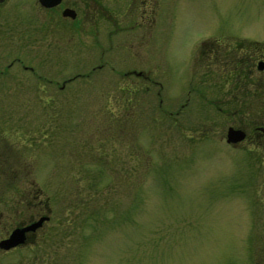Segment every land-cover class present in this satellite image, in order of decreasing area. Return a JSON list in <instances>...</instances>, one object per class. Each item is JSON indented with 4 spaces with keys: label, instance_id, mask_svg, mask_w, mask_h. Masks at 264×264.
I'll return each mask as SVG.
<instances>
[{
    "label": "rangeland",
    "instance_id": "rangeland-1",
    "mask_svg": "<svg viewBox=\"0 0 264 264\" xmlns=\"http://www.w3.org/2000/svg\"><path fill=\"white\" fill-rule=\"evenodd\" d=\"M152 2L150 37L130 28L143 0H68L75 20L37 0L0 5L2 65L21 57L39 76L16 64L0 77V157L20 161L0 178V239L31 196L51 207L0 264H264V145L226 142L230 126L256 139L264 79L219 81L177 60L227 28L264 50V0ZM143 46L153 81L124 74Z\"/></svg>",
    "mask_w": 264,
    "mask_h": 264
},
{
    "label": "flooded vegetation",
    "instance_id": "flooded-vegetation-1",
    "mask_svg": "<svg viewBox=\"0 0 264 264\" xmlns=\"http://www.w3.org/2000/svg\"><path fill=\"white\" fill-rule=\"evenodd\" d=\"M6 0H0V5ZM68 0H61L58 4L55 5H45L40 0H37L38 6L42 11L48 13H55L61 14L63 18H69L70 20H75L77 18L78 11L72 8L68 3ZM131 4V3H130ZM155 4V3H154ZM153 2L152 0H143V12L140 14V19L138 24L136 22L129 23L130 28L133 29L136 26L140 28V30L147 31L144 36L148 35L150 37L152 29H155L156 20H153L152 10L153 9ZM37 5V4H36ZM137 4L134 2L133 10L135 11ZM130 8V7H129ZM149 8V9H148ZM66 9H70L75 11V17L71 18L70 16H64L63 11ZM50 24L54 25V18L49 19ZM154 23V25L152 24ZM167 27L165 25L163 30V36L161 38V45L162 53H160L161 60L164 61L167 59L168 55V44H166L167 40ZM161 32V28H160ZM165 34V35H164ZM148 37V39H149ZM233 42H231L232 40ZM2 44H0L1 47ZM143 45H146L144 42ZM166 46V51H165ZM173 46V45H172ZM171 46V48H172ZM145 47V46H143ZM3 52L0 54H5V48L0 49ZM185 51H182L181 57L179 56L177 60L188 66V69L192 67L194 70L195 66H198L202 69L200 72V76H208L217 78V80H241L240 77L243 76H250L251 78H255L259 81V77L264 79V50L259 47V41L248 40L244 38L237 39L236 37H232L230 29L227 28L222 32L216 33V35H210L201 39H197L196 41L188 44L185 46ZM260 50V52H259ZM130 54L134 57H137V53L133 50L130 51ZM142 58L145 62H137L132 58V62L130 66H133L124 74L125 76L133 75L136 78H140L145 81H153L155 80L151 73V68H146L152 63L151 58V48L145 47L144 51H142ZM5 56V55H4ZM3 56V57H4ZM0 58V77H4L7 71L11 70L16 64L22 66V70L29 71L32 75L39 77L35 72V69L31 66H27L23 64V60L21 57H17L16 60H12L10 63L2 65V59ZM161 63V61H160ZM144 65V67H143ZM166 65V62H165ZM102 68V64H99V68ZM36 74V75H35ZM193 74V73H192ZM194 75V74H193ZM255 76V77H254ZM38 79V78H37ZM72 78L67 79L62 84V88L65 87L66 82H70ZM184 107V104L182 105ZM223 109L219 106V110ZM231 127V126H230ZM235 129L243 130L245 136L242 140L233 143L232 145H240L244 142H248L249 144H253L255 141L259 145H264V125L259 126V128L255 129L256 139L250 136L249 132L245 127L234 126ZM10 161L12 164L20 163L18 157H0V178H8V175L11 177L17 178V171L11 169L10 172L7 171V163ZM27 203L28 208L31 209L32 212H29L27 215H23L16 221V224L12 227L9 232H6L2 238H7L13 229L17 227H26L33 222L38 221L40 218L42 219L41 224L34 230V231H27L25 233V244L28 242L34 241L37 233L43 229L44 225L50 220L51 218V207H50V200L43 201L42 199H38V195L31 196L30 199L25 201ZM35 209V210H33Z\"/></svg>",
    "mask_w": 264,
    "mask_h": 264
},
{
    "label": "water",
    "instance_id": "water-1",
    "mask_svg": "<svg viewBox=\"0 0 264 264\" xmlns=\"http://www.w3.org/2000/svg\"><path fill=\"white\" fill-rule=\"evenodd\" d=\"M45 5H55L58 4L61 0H40ZM64 16H70L71 18L75 17V11L66 9L63 11ZM245 136L243 130L235 129L233 127H229L227 129L226 140L228 143H236L242 140ZM43 218H40L38 221L33 222L32 224L26 227H17L13 229L10 235L0 240V249L9 250L11 248L23 245L25 243V233L27 231H34L42 222Z\"/></svg>",
    "mask_w": 264,
    "mask_h": 264
}]
</instances>
